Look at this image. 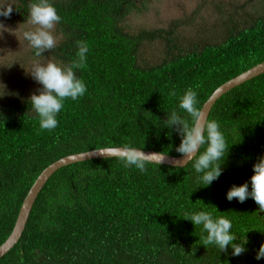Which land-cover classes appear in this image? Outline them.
Wrapping results in <instances>:
<instances>
[{"label": "trees", "instance_id": "trees-1", "mask_svg": "<svg viewBox=\"0 0 264 264\" xmlns=\"http://www.w3.org/2000/svg\"><path fill=\"white\" fill-rule=\"evenodd\" d=\"M51 2L63 36L51 52L69 64L77 59L76 42L88 44L87 65L75 70L87 91L65 99L51 131L40 129L30 96L0 104V244L51 163L125 145L180 156V136L164 121L172 111L186 115L178 107L184 92L193 88L201 108L223 83L264 61V0L259 12L226 20L217 40L198 47H179L162 29L127 32L121 23L136 0ZM27 7L23 0L17 9L24 14ZM156 39L171 43L165 56L141 60V46ZM207 119L220 124L229 146L224 171L210 186L198 181L194 160L183 168L148 163L144 173L125 168L120 158L67 165L42 187L21 238L0 264H264L255 259L264 243V213L251 198L226 199L231 185L250 180L264 155V74L222 95ZM200 210L229 218L237 242L247 239V251L232 256L231 248L203 245L202 226L185 220L186 212Z\"/></svg>", "mask_w": 264, "mask_h": 264}, {"label": "clouds", "instance_id": "clouds-1", "mask_svg": "<svg viewBox=\"0 0 264 264\" xmlns=\"http://www.w3.org/2000/svg\"><path fill=\"white\" fill-rule=\"evenodd\" d=\"M13 10L11 4L0 6V16L10 18ZM28 16L29 23L35 27L34 30L25 31L23 37L36 50L35 55L41 58L33 64L29 74L41 87L30 95L28 101L39 118L40 129L51 131L58 126L57 114L62 110L65 99L77 100L87 91L84 81L77 76L75 70L86 67L89 46L84 41H77V59L69 64L45 58L42 54L57 46L58 39L54 35V29L55 25L60 23L61 17L57 14L51 0H33L29 4ZM0 28H4L2 23ZM196 87L199 88V85ZM0 89H2L0 97L15 95V93H8L3 83H0ZM170 95L175 96V91L173 90ZM197 104V92L193 88H188L180 97L178 106L186 115L172 111L167 115L164 125L179 134L180 144L175 151L186 163L195 161L193 167L195 172L200 174L198 181L204 185L203 187H207L222 175L229 146L220 124L214 119H207L202 108L197 107ZM233 134L239 135V129H234ZM205 145L204 151L201 152V148ZM160 154H147L141 149L125 145L120 159L125 168L135 167L144 173L146 164L163 162V160L150 159ZM252 172L253 175L248 182L239 186L235 184L230 186L226 199L228 201L236 199L239 203H244L251 198L259 206V212H264V155L257 158ZM249 184L251 190H249ZM211 207L218 213L214 206ZM185 220L190 221L194 226H202L207 233L206 237H202L203 245H215L221 252H227L231 248L232 256H240L247 251L245 248L247 239L244 237L242 242H237V236L231 232L232 222L226 216L214 217L211 211L200 210L186 212ZM262 258H264V243L260 245L255 256L256 260Z\"/></svg>", "mask_w": 264, "mask_h": 264}, {"label": "rangeland", "instance_id": "rangeland-1", "mask_svg": "<svg viewBox=\"0 0 264 264\" xmlns=\"http://www.w3.org/2000/svg\"><path fill=\"white\" fill-rule=\"evenodd\" d=\"M22 1L0 0V6L11 4L16 12L10 18L0 16L4 26L0 28V83L6 85L8 93H15L0 97V104L13 96H30L41 87L29 75L33 64L41 58L23 37L25 31L34 30L35 26L29 23V0H24L28 4L26 13L17 9ZM262 6V0H136V8L128 12L121 25L129 33L170 31L179 47H198L208 40H217V35L224 31L225 22L238 19L244 13L253 16ZM54 35L58 45L63 36L57 24ZM170 45L164 39L145 42L141 46V60L152 62L163 58ZM42 55L57 60L51 51Z\"/></svg>", "mask_w": 264, "mask_h": 264}, {"label": "water", "instance_id": "water-1", "mask_svg": "<svg viewBox=\"0 0 264 264\" xmlns=\"http://www.w3.org/2000/svg\"><path fill=\"white\" fill-rule=\"evenodd\" d=\"M264 74V61L255 65L254 67L248 69L247 71L239 74L238 76L226 81L221 86L213 91L209 98L202 104V112L206 118L210 113L215 102L224 94H226L231 89L243 84L246 81H249L259 75ZM123 147H107L100 148L91 151L71 154L65 157L58 159L57 161L51 163L49 166L44 168L41 173L37 176L28 192L26 193L17 217L15 219L13 228L6 238V240L0 244V258L6 255L14 245L19 241L22 236V233L25 229L26 223L28 221L30 212L32 210L33 204L41 191L42 187L45 185L47 180L55 173L58 169L71 165L78 162H84L93 159H104V158H120ZM142 150V149H141ZM147 154L160 153L154 150H142ZM165 155V157H163ZM154 161L163 160L159 165L171 166V167H185L189 162L186 163L184 159H181L180 156L174 157L161 153L155 157H150ZM158 164V163H154ZM261 214V212H259ZM264 213V212H263Z\"/></svg>", "mask_w": 264, "mask_h": 264}]
</instances>
